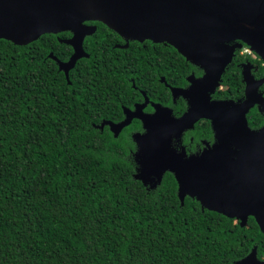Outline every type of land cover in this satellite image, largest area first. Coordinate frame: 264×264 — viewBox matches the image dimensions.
Instances as JSON below:
<instances>
[{
  "label": "trees",
  "instance_id": "obj_1",
  "mask_svg": "<svg viewBox=\"0 0 264 264\" xmlns=\"http://www.w3.org/2000/svg\"><path fill=\"white\" fill-rule=\"evenodd\" d=\"M95 36L107 46L87 42L90 57L70 82L49 56L72 52L55 35L27 45L0 39V264H236L254 247L264 258L254 217L241 226L190 196L182 204L171 172L145 186L133 176L130 142L94 125L122 118L127 75L155 64L184 84L192 65L171 45L111 49L118 35L102 23ZM243 60L238 51L223 76L228 88L215 96H241ZM166 89L150 75L149 96L165 98ZM248 119L263 122L256 110Z\"/></svg>",
  "mask_w": 264,
  "mask_h": 264
},
{
  "label": "water",
  "instance_id": "obj_2",
  "mask_svg": "<svg viewBox=\"0 0 264 264\" xmlns=\"http://www.w3.org/2000/svg\"><path fill=\"white\" fill-rule=\"evenodd\" d=\"M86 21L102 22L127 40L171 45L205 70L203 77L191 78L190 88L174 91L190 98L182 117L159 108L150 115L128 111L122 122H107L118 136L134 117L143 121L146 132L135 135L134 178L156 188L171 172L182 204L190 196L203 209L233 218L241 226L254 217L264 233V126L253 129L247 118L256 104L264 112V97L258 91L264 78L256 80L247 66L245 99H211L237 48L247 45L264 61V0H0V39L27 45L46 33L73 32L65 40L74 50L67 62L49 55L68 80L77 61L90 57L83 42L97 26ZM202 117L213 123L217 136L213 146L197 155L174 148V139ZM236 264H264V259L254 247Z\"/></svg>",
  "mask_w": 264,
  "mask_h": 264
},
{
  "label": "flooded vegetation",
  "instance_id": "obj_3",
  "mask_svg": "<svg viewBox=\"0 0 264 264\" xmlns=\"http://www.w3.org/2000/svg\"><path fill=\"white\" fill-rule=\"evenodd\" d=\"M101 23L102 22H99V21H86V24H88V25H96L97 26V30L93 34L87 35L84 38L83 46H84V49L86 52H87V50H86L85 45L87 42H90L91 40H94L95 44L98 45V48H101L103 46H107V41L105 40V38L100 39V38H98V36H95L96 32L98 31V27L100 26ZM46 34L55 35L56 39L60 43L66 44L67 46H69L72 49V52L70 53V55L68 56V58L66 60H62L55 55L59 60H61L63 62H67L70 59V57L72 56L74 50H73L72 45L67 43L65 40L70 39L73 36V32L71 30H65V31L57 32V33H46ZM116 34L118 35L117 36L118 38L112 44L111 49H115V48L129 49L132 44L133 45L137 44L138 47L145 49L147 47L146 41H150L153 43V45H151L152 48H156L155 44H163L165 46L167 45L165 43H156V42H153L151 40H145V41L131 40V39L127 40L126 38L122 37L118 33H116ZM126 44H128V46L124 47ZM245 49H247L248 51L246 52ZM238 51L240 53V56L245 57V60L237 62V67H238L240 75H241V82L243 84L241 96H237V97L215 96V94L219 90H225L228 88L226 85L223 84V76L226 74L228 68H230L233 65L234 59L237 57ZM50 53H53V52H50ZM130 54H137V53H135L134 50H132ZM136 57H138V56H136ZM82 58H85V57H82ZM82 58H80V59H82ZM53 60H55V59H53ZM55 62L57 63V65L59 67L58 61L55 60ZM188 62H189V64L192 65L193 68L190 70V72H188L185 75V81L186 82L184 84L169 83L166 79V75L163 74V72L160 71L159 67H157L155 64H153L152 67L151 66L145 67V68L142 67V68L138 69L137 70L139 73L138 78L134 77V76H128L127 75L126 80H127V82H129V86H130L128 92L125 88V93H126V95L128 94L127 102L126 103H123V102L119 103V106H120V108L122 110V114H123L122 118L119 120L103 119L99 124H94V125L97 128H99L100 130H104L106 127H108L112 136L115 138H122L123 137V138L127 139L128 142H130V144H131L130 152L133 156H135V153L138 150L137 142L135 141V135L138 133L144 134L146 132L143 121L138 117H134L129 125L122 128V130L120 131L118 136L114 135V132L111 130V125L107 122H112V123L122 122L127 117L128 111H131L132 113L133 112H140L141 114L150 115V114L156 113L159 108H169V109H171L172 114L175 117H178V118L182 117L186 112H188V110L190 108V98L185 96L181 92H174V91L178 90V89L190 88L193 84L191 81V78H201L205 74V70L202 67L197 66V65L191 63L190 61H188ZM247 66L249 67V72L254 76V78L256 80L264 78V72L262 75H257L258 71H260V69L264 67V61L262 60V58L259 56L258 53L251 50L247 45H244L242 49L237 48L232 62L228 65V67L225 70V73L222 76L221 84L216 89V91L211 95V99L212 100H221V101L222 100H235V101H237L239 99H245L246 83L244 81L243 73H244L245 67H247ZM61 71L64 73L65 78L67 79L65 71L64 70H61ZM70 71H69V77H70ZM150 75H152L153 78H155L156 80H159L160 83H163V86L165 88H167L166 89V91H167L166 97L167 98L166 97L164 98V90H162V92L159 94L157 99H154L151 96H149V94L147 92L148 91L147 86H148V83L150 80ZM139 78L145 79L147 81V83L145 84L143 82L141 84H138ZM132 91H134L135 95L132 94L133 93ZM258 91L264 97V84L259 86ZM253 110H256V112L259 114V116L263 119V122L261 125H259L257 127H252L250 124L249 125L253 129H260L264 126V112L260 109L259 104H256L248 112L247 118H248L249 114L251 113V111H253ZM105 121H106V123L104 124V126L102 128L101 125ZM248 122H249V119H248ZM216 140H217L216 131L214 129L212 121L208 118L202 117V118H199L193 124L192 127L185 129L179 138H175L174 141L172 142V145L178 151L185 150L188 155H197V154H201L205 149L212 147L213 144L216 142ZM134 159H135V157H134ZM177 190H178V188H177ZM260 259H264V258H260Z\"/></svg>",
  "mask_w": 264,
  "mask_h": 264
},
{
  "label": "rangeland",
  "instance_id": "obj_4",
  "mask_svg": "<svg viewBox=\"0 0 264 264\" xmlns=\"http://www.w3.org/2000/svg\"><path fill=\"white\" fill-rule=\"evenodd\" d=\"M245 51L247 52L248 50L247 49H245ZM236 221V220H235ZM237 222V221H236Z\"/></svg>",
  "mask_w": 264,
  "mask_h": 264
}]
</instances>
